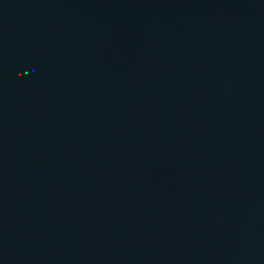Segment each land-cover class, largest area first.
I'll use <instances>...</instances> for the list:
<instances>
[{"label": "water", "instance_id": "water-1", "mask_svg": "<svg viewBox=\"0 0 264 264\" xmlns=\"http://www.w3.org/2000/svg\"><path fill=\"white\" fill-rule=\"evenodd\" d=\"M0 264H264V0H0Z\"/></svg>", "mask_w": 264, "mask_h": 264}]
</instances>
